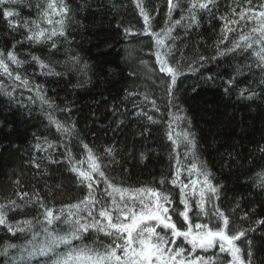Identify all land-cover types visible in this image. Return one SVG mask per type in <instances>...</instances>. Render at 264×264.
I'll use <instances>...</instances> for the list:
<instances>
[{
  "label": "trees",
  "instance_id": "16d2710c",
  "mask_svg": "<svg viewBox=\"0 0 264 264\" xmlns=\"http://www.w3.org/2000/svg\"><path fill=\"white\" fill-rule=\"evenodd\" d=\"M237 2L243 4L244 0H219L218 8L212 10L213 14L201 13L199 27L188 30L187 34L184 27L175 28L172 35L179 39L175 41L177 50L172 62L179 59L183 52L185 75L177 81V99L171 107L165 94V84L161 83L167 82L168 77L158 70L152 54L155 51L152 37L124 34L125 27H132L137 33L143 29V19L139 16L134 0H66L74 13L67 31L69 42L61 40L58 50L52 53H49L47 45H30L27 41L15 44L27 33L23 28L10 32L3 17V11L12 10L19 13L21 20L35 19L37 0L0 5V49L6 52L15 44V51L21 59H28V53L31 52L50 60L56 71L67 72L62 77L39 75V69L34 64H26L17 70L26 74L33 84H42L56 106L63 108L67 105L72 109L71 113L61 112L48 109L39 99L32 102L29 97H35V92L15 87L6 76L0 75V84L5 88L11 91L15 87V99L0 93V203L6 204L9 199H13L23 205V201L16 195L17 190L27 191L30 195L38 191L45 203L56 209L83 198L86 189L77 185L75 175L68 170L67 163H50L48 159L51 155L63 161L65 146L71 148L78 159L84 158L81 139L97 153L102 152L105 146H115L116 158L120 163L109 165L105 171L117 182L124 186L147 185L160 188V177L163 175L171 178L176 170V160L170 158L174 155L171 142L165 135L170 119L168 114L172 112L187 115L191 119V130L197 141V155L207 161L214 174V182L223 185L217 203L231 216L232 221L247 227L248 221L239 220L244 212L249 213L251 221L264 218V191L259 187L260 179L257 176L264 172V153L259 151L264 146V85L259 83L261 73L256 67L259 46L228 52L223 56L217 55L214 46L223 26L220 17L228 13L229 5L235 7ZM261 2L264 0H253V4ZM183 3L187 7V0H183ZM27 4L33 6L27 7ZM145 5L153 17L152 30L163 28L167 19V0H145ZM180 14L179 9L175 10L172 19H178ZM250 27L251 24L244 31ZM238 34L230 33L229 41L221 44L220 48L231 47V41ZM199 55L207 59L201 62L197 59ZM74 56L80 61L77 68L87 64L85 71L92 78V82L83 88L71 87L77 81L87 78L73 69L71 57ZM141 61L146 62V65ZM189 63H192L193 71H188ZM230 80L233 83L229 84ZM246 88L256 92L255 99L239 97L240 91ZM133 91L147 92L156 101L159 111L152 109V105L143 96L127 95V92ZM180 109L184 111L180 112ZM46 110L61 121H74L78 135L64 136L58 133L49 123ZM141 110L152 115L158 123H150L146 117L137 116L136 113ZM180 127L185 125L181 124ZM44 137L53 142L55 147L47 152L37 151L35 145L43 143ZM177 152L181 163L188 165L191 158L185 159L184 146L181 145ZM141 153L146 156L143 161L140 159ZM33 159L41 164V169L32 166L30 161ZM18 176L22 188L13 184ZM181 179L188 181L186 171L182 173ZM163 187L172 192L173 207L182 210L179 188H173L167 182ZM100 190H103V185ZM191 203L193 212L189 215L195 221V201ZM237 203L239 208L232 215L230 210ZM252 208L256 209L254 214ZM42 211L38 205L27 204L7 211V216L14 223L38 217ZM173 219L180 223L176 214H173ZM59 228L65 229L66 226L59 224ZM36 231L39 233V225ZM261 231H264V225L251 234L255 239L257 264L264 260V236L260 235ZM91 237H95L98 242H108L102 233H92ZM42 240L41 234L33 235L32 231H27L12 235L5 226H0V252L8 245L17 246L16 249H9V256L0 255V264H8L9 260L20 264L21 256L17 249L31 247L29 241L38 243ZM73 243L80 245L81 241ZM83 243L91 245L92 238L86 235ZM237 243L245 248L244 243ZM57 251L63 253L67 248L61 246ZM197 254L218 255L223 264H227L230 259L226 254H219L218 249L206 253L197 250ZM23 264H51V257H29L25 253Z\"/></svg>",
  "mask_w": 264,
  "mask_h": 264
},
{
  "label": "snow or ice",
  "instance_id": "6c2138e0",
  "mask_svg": "<svg viewBox=\"0 0 264 264\" xmlns=\"http://www.w3.org/2000/svg\"><path fill=\"white\" fill-rule=\"evenodd\" d=\"M18 3H23V0H0V5ZM134 3L139 16L143 19V29L137 33L132 27H125L124 34L125 36L140 34L152 37L155 47L152 54L155 56L158 70L168 77L167 82L161 81V83L165 84V94L168 98V105L171 107L173 101L177 99V81L185 75L183 52L180 53L179 59L172 62L177 50L175 41L179 39L172 33L177 26L184 27L186 34L188 30L198 28L200 14H213L212 10L218 8L219 0H187V7L184 6L183 0H167L165 26L157 31L152 30L153 17L145 5V0H134ZM26 6L32 7L33 5L27 4ZM35 9V19L25 18L23 20L19 19L18 12L3 11V17L10 32L23 28L27 33L15 44L27 41L30 45H47L49 53L57 51L61 40L64 43L69 42L67 31L69 22L74 17L71 7L66 0H37ZM177 9L180 10V17L173 20L172 13ZM14 16L17 19H11ZM220 19L223 21V26L214 43L217 55L223 56L237 50L244 51L258 45L256 67L261 73L259 83L264 85V2L253 4V0H244L243 4L237 2L235 7L229 5L228 13ZM249 24L251 27L245 32L244 29ZM233 32H239V34L231 41V47L221 49L220 45L228 42L229 34ZM15 44L6 52L0 49V75L6 76L15 87H24L30 92H35V97H29L30 101L35 102V99H39L41 104L46 105L48 109L71 113V107L56 106L55 102L47 96L42 84H33L26 74L17 70L22 69L26 64H34L39 69V75L62 77L67 75V72L56 71L50 60L42 59L31 52L28 53V59H21L15 51ZM197 59L202 62L207 57L199 55ZM141 63L146 65L144 61ZM71 64L73 69L87 77L82 81H77L71 87L83 88L92 82V78L85 71L87 64L77 68L80 61L75 56L71 57ZM187 69L188 71L194 70L192 63L187 65ZM249 70L251 71V68ZM150 71L153 70L150 69ZM130 75H135V73H130ZM228 83L231 84L233 81L230 80ZM15 87L9 91L3 84H0V93L10 99H15L13 96ZM225 91L227 92L228 89L226 88ZM127 95L143 96V99L152 105V109L159 111L156 101L151 99L147 92L133 91L127 92ZM256 95L255 91L247 88L239 93V97L246 100H253ZM45 114L58 133L64 136L76 134V125L71 119L61 121L54 118L53 113L47 110ZM136 115L146 117L150 123H158L152 115L143 110L137 112ZM168 115L170 119L167 122L165 135L171 142L174 155L170 158L176 160V170L171 178L163 175L160 177L158 181L160 188L147 185L124 186L121 182H117L105 171L109 165L120 163L116 158L115 146H105L102 152L97 153L81 139L80 146L84 149V158L78 159L72 149L65 146L63 161L54 159L51 155L48 159L50 163H67L68 170L75 175L77 185L86 189L83 198L56 209L54 206H48L38 191L30 195L27 191L17 190L16 195L20 201H23V205L13 199H9L6 204L0 203V226H5L9 233L16 235L32 231L33 235H43V240L38 243L29 241L31 247L17 249L21 256L20 264H23L25 253L29 257L33 255L50 256L51 264H223L218 255L197 254V250L206 253L212 249H218L219 254H226L230 257L227 264H257L256 244L251 234L256 233L257 229L264 225V218L251 221L249 213L244 212L239 216V220L248 221L247 227L232 221L231 216L226 214L217 203L220 200L223 185L214 182L215 177L207 161L197 155V141L195 133L191 130V119L179 113L169 112ZM181 124L185 127H180ZM145 131L148 130L145 129ZM181 145L185 148V159L191 158L188 165L181 163L177 152ZM54 147L55 144L48 141L47 137L43 138V143L38 142L35 145L37 151L44 152ZM259 151L264 153V146H261ZM105 158H107V163H105ZM140 159L141 161L146 159L144 153L140 154ZM30 163L36 169L42 167L35 159ZM184 171L188 174L187 182L181 179ZM257 176L260 179L259 187L261 191H264V172L258 173ZM166 182L173 188H179V203L183 206L182 210L178 211L173 207V194L163 187ZM13 184L20 188L23 187L19 176ZM101 185H103L102 191L100 190ZM193 200L195 201V221L189 215L193 212L191 203ZM27 204L38 205L43 211L33 219L14 223L8 220L7 211ZM236 208H239L238 203L230 210L232 215L236 214ZM255 211V208L251 209L253 214ZM173 214L178 216L179 224L173 219ZM59 224L65 225L66 228H59ZM37 225H39V233L36 231ZM92 233H102L108 242H98L95 237H91ZM86 235L92 238L91 245L83 243ZM260 235L264 236V231H261ZM74 241H81V244L74 245ZM237 242L244 243L245 248H241ZM61 246H65L67 251L58 252L57 249ZM16 248L15 244L8 245L0 252V255L7 257L9 249ZM8 264H14V261L9 260ZM259 264H264V260H261Z\"/></svg>",
  "mask_w": 264,
  "mask_h": 264
}]
</instances>
